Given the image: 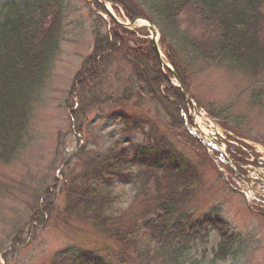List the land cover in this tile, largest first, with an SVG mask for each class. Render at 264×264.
<instances>
[{"label": "trees", "instance_id": "obj_1", "mask_svg": "<svg viewBox=\"0 0 264 264\" xmlns=\"http://www.w3.org/2000/svg\"><path fill=\"white\" fill-rule=\"evenodd\" d=\"M108 1L125 18H143L155 26L164 57L184 87L198 68L228 66L253 81L252 102L264 107V0ZM92 4L104 11L96 1ZM66 7V0H0V163L11 162L25 145L59 52ZM95 22L106 24L100 16ZM132 36L115 24L98 36L74 75L65 105L73 110L71 124L77 132H83L90 112L104 108L109 119L121 121L124 133L144 136L142 143L126 135L125 145L117 141L105 155L80 146L64 163L61 179L27 204L25 227L12 229L11 249L1 256L5 264L24 243L26 227L45 229L52 221L69 228L88 224L102 244L95 248L93 242L96 250L69 245L49 264H199L188 250L196 236L203 243L204 230L202 225L188 228L186 206L201 188V164L180 162L170 148V136L183 140L184 97L169 87L171 73L165 70L168 78L164 75L151 41L130 42ZM114 62L135 67L133 84L117 99L102 91ZM146 95L153 117L163 119L167 133L160 134L147 118L124 112L132 100V107H139ZM216 109L208 110L212 118L218 116ZM116 182L130 185L132 197L125 206L119 204L124 191L116 189ZM7 194L0 184V200ZM212 224L219 237L210 250L213 259H225L229 252L234 256L235 236L219 221ZM2 250L0 246V254Z\"/></svg>", "mask_w": 264, "mask_h": 264}, {"label": "rangeland", "instance_id": "obj_2", "mask_svg": "<svg viewBox=\"0 0 264 264\" xmlns=\"http://www.w3.org/2000/svg\"><path fill=\"white\" fill-rule=\"evenodd\" d=\"M66 6L59 52L45 82L41 102L31 117L25 145L11 162L0 163V184L10 192L0 200V246H3L0 264H5L1 256L11 249L13 233L25 227L27 204L45 187H53L55 179H61L64 163L80 146L105 155L117 141L124 144L129 137V141L141 143L144 139L138 131L124 133L121 121L109 119V111L104 108L90 112L82 133L71 124L73 110L66 107L65 100L71 99L69 88L74 75L90 55L95 40L112 28L113 23L95 9L90 0H66ZM111 11L118 22H127L121 11ZM96 16L102 17L106 24H97ZM126 30L133 33L128 38L130 42L150 41L155 37L162 60L170 67L155 29L153 33L138 22ZM162 71L168 78L167 72ZM134 75L135 67L114 62L105 75L102 91L117 99L133 84ZM168 80L169 87L178 86L172 76ZM261 80L263 85L264 78ZM180 85L192 104L186 103L181 110L185 127L183 140L170 136V148L178 154L180 162L201 164L202 185L186 206L187 225L196 229L202 225L205 231L200 232L205 235L203 243L199 236L192 240L189 255L199 264H264V188L260 184V179L264 180V107L252 102L255 99L253 81L236 68L211 64L189 74L188 88ZM147 97L139 107H132L135 103L132 100L124 112L147 118L160 134L167 133L163 119L153 117L152 104ZM210 108H217L216 118L208 115ZM198 125L203 127L206 137L200 134ZM147 129L145 125V133ZM190 134L196 135L207 147L193 137L203 148L202 151L197 149L196 142L187 138ZM115 185L116 189L124 191L119 204L125 206L132 197L130 185L119 182ZM212 221H219L226 226L229 235H235L234 256L230 252L225 259L211 256L210 250L219 239ZM70 226L63 227L52 221L45 229L26 227L21 236L24 243L9 256L7 264H49L56 252L69 245L96 250L92 249L93 242L95 248L102 244L88 224ZM13 228L16 230L12 232ZM204 250L207 252L203 253Z\"/></svg>", "mask_w": 264, "mask_h": 264}, {"label": "water", "instance_id": "obj_3", "mask_svg": "<svg viewBox=\"0 0 264 264\" xmlns=\"http://www.w3.org/2000/svg\"><path fill=\"white\" fill-rule=\"evenodd\" d=\"M104 1H106L107 3H109L107 0H104ZM110 4V3H109ZM110 7H111V4H110ZM107 13H108V15L115 21V19H114V17L112 16V14L110 13V11H108L107 10ZM134 23H135V21H133L132 23H129V24H119V25H121V26H125V27H132L133 25H134ZM150 25V24H149ZM153 47H154V49H155V52H156V54H157V56L158 57H160V54H159V51H158V49H157V46H156V43H153ZM161 64H162V66H165V64L164 63H162L161 62ZM173 76H174V78L176 79V76L173 74ZM177 80V79H176ZM178 82V81H177ZM181 90H182V93L184 94V96H185V98L186 99H189V97H188V95H187V93L184 91V89L181 87Z\"/></svg>", "mask_w": 264, "mask_h": 264}, {"label": "bare ground", "instance_id": "obj_4", "mask_svg": "<svg viewBox=\"0 0 264 264\" xmlns=\"http://www.w3.org/2000/svg\"><path fill=\"white\" fill-rule=\"evenodd\" d=\"M108 6V5H107ZM109 7V6H108ZM139 23H144V22H142V21H139Z\"/></svg>", "mask_w": 264, "mask_h": 264}]
</instances>
